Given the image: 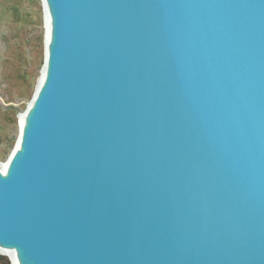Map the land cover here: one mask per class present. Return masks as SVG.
<instances>
[{"label": "water", "instance_id": "obj_1", "mask_svg": "<svg viewBox=\"0 0 264 264\" xmlns=\"http://www.w3.org/2000/svg\"><path fill=\"white\" fill-rule=\"evenodd\" d=\"M41 1L0 245L20 264H264V0Z\"/></svg>", "mask_w": 264, "mask_h": 264}, {"label": "rangeland", "instance_id": "obj_2", "mask_svg": "<svg viewBox=\"0 0 264 264\" xmlns=\"http://www.w3.org/2000/svg\"><path fill=\"white\" fill-rule=\"evenodd\" d=\"M44 39L41 0H0V162L11 155L19 136L18 116L37 88L45 60Z\"/></svg>", "mask_w": 264, "mask_h": 264}, {"label": "bare ground", "instance_id": "obj_3", "mask_svg": "<svg viewBox=\"0 0 264 264\" xmlns=\"http://www.w3.org/2000/svg\"><path fill=\"white\" fill-rule=\"evenodd\" d=\"M0 253L8 254L10 257L13 258V260L15 261L16 264H20L17 251H15V250H9V249H7L5 247H2L0 245Z\"/></svg>", "mask_w": 264, "mask_h": 264}, {"label": "trees", "instance_id": "obj_4", "mask_svg": "<svg viewBox=\"0 0 264 264\" xmlns=\"http://www.w3.org/2000/svg\"><path fill=\"white\" fill-rule=\"evenodd\" d=\"M23 79H24V77H22V80ZM14 143H15V141H12V142L9 143V148H8L9 150L11 148H13ZM0 264H11V262L6 256L0 255Z\"/></svg>", "mask_w": 264, "mask_h": 264}]
</instances>
